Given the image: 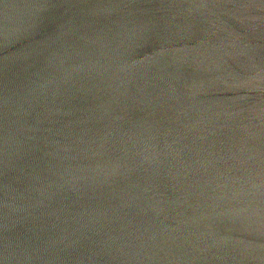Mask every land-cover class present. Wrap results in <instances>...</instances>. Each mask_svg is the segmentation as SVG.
I'll return each instance as SVG.
<instances>
[{"label":"water","instance_id":"1","mask_svg":"<svg viewBox=\"0 0 264 264\" xmlns=\"http://www.w3.org/2000/svg\"><path fill=\"white\" fill-rule=\"evenodd\" d=\"M0 264H264V0H0Z\"/></svg>","mask_w":264,"mask_h":264}]
</instances>
